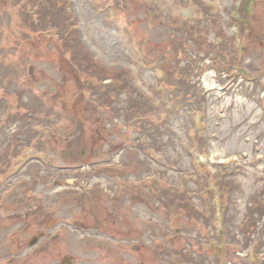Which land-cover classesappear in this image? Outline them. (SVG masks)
I'll return each mask as SVG.
<instances>
[{"label":"rangeland","instance_id":"374dc122","mask_svg":"<svg viewBox=\"0 0 264 264\" xmlns=\"http://www.w3.org/2000/svg\"><path fill=\"white\" fill-rule=\"evenodd\" d=\"M257 1L0 0V264H264Z\"/></svg>","mask_w":264,"mask_h":264},{"label":"trees","instance_id":"16d2710c","mask_svg":"<svg viewBox=\"0 0 264 264\" xmlns=\"http://www.w3.org/2000/svg\"><path fill=\"white\" fill-rule=\"evenodd\" d=\"M68 20L69 19H67L65 22L66 23L65 26H67V28L63 31L61 30V38L63 39L65 45L70 47V45L72 46L73 44H70L69 42L71 41L72 43H74L75 39H77L78 36H77L76 31L71 30V27L68 24ZM68 35H73V36L68 39ZM97 76L99 78H101L99 74ZM119 79H120V81H117L116 84H115V82L112 83V84H114V87H115V85H118L119 88L126 87L127 85L124 83V81L121 79V77H119ZM142 98L144 99V97H142ZM226 196H227V193H222V195H221L222 198H224V197L226 198ZM181 207H183L185 209L189 208L188 205H186V204L181 205Z\"/></svg>","mask_w":264,"mask_h":264},{"label":"water","instance_id":"95a60500","mask_svg":"<svg viewBox=\"0 0 264 264\" xmlns=\"http://www.w3.org/2000/svg\"><path fill=\"white\" fill-rule=\"evenodd\" d=\"M35 240H36V238H33L30 241V244H33ZM59 264H71V257L70 256L63 257Z\"/></svg>","mask_w":264,"mask_h":264},{"label":"flooded vegetation","instance_id":"af4514ba","mask_svg":"<svg viewBox=\"0 0 264 264\" xmlns=\"http://www.w3.org/2000/svg\"><path fill=\"white\" fill-rule=\"evenodd\" d=\"M250 4H251V6H253V8L256 10V7H257V5H258V1H257V0H249V1L247 2V6H249ZM250 16L252 17L253 14H252V15H248V16H246L245 18H246L247 20H250Z\"/></svg>","mask_w":264,"mask_h":264}]
</instances>
